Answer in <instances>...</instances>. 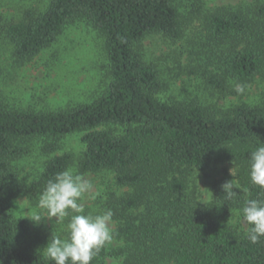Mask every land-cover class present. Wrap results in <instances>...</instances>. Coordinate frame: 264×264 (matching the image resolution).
Here are the masks:
<instances>
[{"label":"trees","instance_id":"16d2710c","mask_svg":"<svg viewBox=\"0 0 264 264\" xmlns=\"http://www.w3.org/2000/svg\"><path fill=\"white\" fill-rule=\"evenodd\" d=\"M177 2L50 0L44 12L28 11L5 28L15 59L23 63L51 47L68 24L88 21L105 38L112 81L94 102L68 110L0 106V264H54L22 239L5 195L16 177L12 164L27 152L24 141L50 140L45 149L55 153L56 140L75 133L84 134L86 146L80 170L111 171L116 184L129 190L108 206L126 246L111 253L104 246L90 264L108 255L123 256L125 264H264V237L252 243L248 230L240 235L217 212L218 205L243 209L248 199H264V191L250 181L248 163L251 152L264 145V109L242 104L217 114L197 100L162 102L160 72L135 49L153 33L181 37ZM207 33L220 48L215 72L208 75L210 87L226 93L229 81L248 84L262 74L264 21L215 13ZM112 127L124 132L116 134ZM71 163L69 154L53 157L39 192ZM222 163L236 170L233 199L226 198V182L214 205L202 207L188 198L191 171Z\"/></svg>","mask_w":264,"mask_h":264},{"label":"rangeland","instance_id":"374dc122","mask_svg":"<svg viewBox=\"0 0 264 264\" xmlns=\"http://www.w3.org/2000/svg\"><path fill=\"white\" fill-rule=\"evenodd\" d=\"M50 0H0V106L11 109L57 112L89 104L97 100L112 81L104 36L88 21L78 20L66 26L57 41L40 55L27 62H18L13 46L5 35V28L23 19L28 11L44 12ZM181 16V37L169 38L153 33L135 46L144 60L159 72L164 88L157 98L169 104L197 100L217 114L247 104L264 109V71L248 84L228 82V90L221 93L207 83L208 75L215 72L218 45L207 33V23L215 13H241L264 21V0H178ZM240 85L242 91H237ZM116 134L124 128L112 127ZM82 133L70 134L56 140L58 150L46 151L52 141L43 138L26 140L22 145L26 154L12 164L15 181L6 192L7 207L19 226L23 240L31 242L43 254L53 233L66 238L69 217L60 223L55 217L47 219L38 206V183L47 163L55 156L69 154V169L83 175L90 182L84 194V214L98 215L108 210L112 200H118L128 189L116 184L111 171L82 172L80 162L86 150ZM231 163H222L208 170H193L188 177L187 197L199 206L216 204L220 185L236 183ZM236 171V170H235ZM217 212L242 235L248 230L243 223L242 209H228L218 205ZM39 214L37 224L29 216ZM72 213L70 212V215ZM113 240L105 245L107 253L126 246L120 237L118 221L110 225ZM123 256L108 255L98 264H125Z\"/></svg>","mask_w":264,"mask_h":264},{"label":"clouds","instance_id":"9594fccd","mask_svg":"<svg viewBox=\"0 0 264 264\" xmlns=\"http://www.w3.org/2000/svg\"><path fill=\"white\" fill-rule=\"evenodd\" d=\"M236 90L239 92L243 89L237 85ZM248 163L252 185L264 191V145L251 152ZM230 172L235 176V167L230 169ZM90 187V182L83 175L67 169L50 179L39 195L38 206L45 210L47 219L55 217L57 222L62 223L70 216L66 226L67 237L61 238L53 233L42 251L54 264H90L94 255L113 240L110 228L113 217L111 210L95 216L84 214L82 200ZM222 187L228 200L237 194L234 191L236 185L232 181ZM242 215L243 223L249 226L248 239L257 243L264 237V199L246 200ZM29 217L37 224L42 221L39 214Z\"/></svg>","mask_w":264,"mask_h":264}]
</instances>
